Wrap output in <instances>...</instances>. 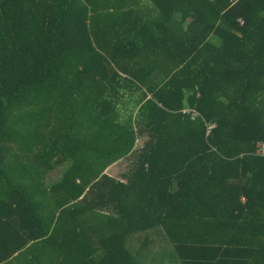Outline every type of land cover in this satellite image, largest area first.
Masks as SVG:
<instances>
[{"label": "trees", "instance_id": "16d2710c", "mask_svg": "<svg viewBox=\"0 0 264 264\" xmlns=\"http://www.w3.org/2000/svg\"><path fill=\"white\" fill-rule=\"evenodd\" d=\"M257 141L264 0H0V264H264Z\"/></svg>", "mask_w": 264, "mask_h": 264}, {"label": "rangeland", "instance_id": "374dc122", "mask_svg": "<svg viewBox=\"0 0 264 264\" xmlns=\"http://www.w3.org/2000/svg\"><path fill=\"white\" fill-rule=\"evenodd\" d=\"M141 138H137L135 143V148H137L141 143ZM128 166V160L123 159L117 161L108 167L104 172L111 177L121 179V174L125 171ZM61 168L58 167L52 172L46 174V182L52 183L60 178ZM153 241L148 245L147 250L144 254L147 256V261L157 264H180L174 254V248L172 243L169 241L161 227H156L152 231ZM135 234L133 237H138ZM139 235L144 236L146 233H139ZM134 241V239H132ZM144 255V256H145ZM144 256L141 259H144ZM144 262V261H142ZM146 262V261H145ZM147 263V262H146Z\"/></svg>", "mask_w": 264, "mask_h": 264}, {"label": "built area", "instance_id": "2783aa9c", "mask_svg": "<svg viewBox=\"0 0 264 264\" xmlns=\"http://www.w3.org/2000/svg\"><path fill=\"white\" fill-rule=\"evenodd\" d=\"M183 112H188V109H184ZM194 114L195 113L191 111V115L194 116ZM254 153L256 154V156L264 159V141H257L255 143Z\"/></svg>", "mask_w": 264, "mask_h": 264}]
</instances>
